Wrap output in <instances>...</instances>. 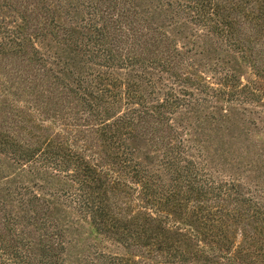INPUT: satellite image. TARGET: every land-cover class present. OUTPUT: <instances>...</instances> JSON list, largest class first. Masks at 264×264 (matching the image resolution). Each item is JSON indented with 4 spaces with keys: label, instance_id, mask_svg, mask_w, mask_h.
<instances>
[{
    "label": "trees",
    "instance_id": "16d2710c",
    "mask_svg": "<svg viewBox=\"0 0 264 264\" xmlns=\"http://www.w3.org/2000/svg\"><path fill=\"white\" fill-rule=\"evenodd\" d=\"M241 5L0 0V264H264V185L208 155L264 132ZM76 217L128 253L71 263Z\"/></svg>",
    "mask_w": 264,
    "mask_h": 264
},
{
    "label": "rangeland",
    "instance_id": "374dc122",
    "mask_svg": "<svg viewBox=\"0 0 264 264\" xmlns=\"http://www.w3.org/2000/svg\"><path fill=\"white\" fill-rule=\"evenodd\" d=\"M248 5H241L244 11H250L253 16L245 14L241 11H235L231 16L234 21L240 17L245 23L244 28L248 31L249 26H256V38H254L247 46L255 49L260 67L264 65V0H246ZM261 14V15H260ZM244 16V18H243ZM235 22H238L237 20ZM262 25V26H261ZM253 27V26H252ZM245 30V31H246ZM20 67L13 65V67ZM247 72H249L247 70ZM243 78V77H242ZM247 76L244 77V80ZM249 115V114H248ZM256 118V115H252ZM236 120L230 122L225 128L220 131L211 133V143L209 146V154L215 159L220 168L227 167L230 169L233 177H241V183L247 184L248 187L254 185H264V170L260 169V153H264V132L256 130L249 122V116L239 115ZM2 156L0 155V160ZM224 163L225 166H222ZM259 168V169H258ZM229 175V174H228ZM5 176V172L0 168V179ZM71 233L69 235V244L67 256L71 263L73 261H81L83 256H91L96 252L123 256L128 253L122 246H117L115 242L108 239L100 241L91 234L90 227L87 222L80 219L74 220ZM85 257V256H84Z\"/></svg>",
    "mask_w": 264,
    "mask_h": 264
}]
</instances>
